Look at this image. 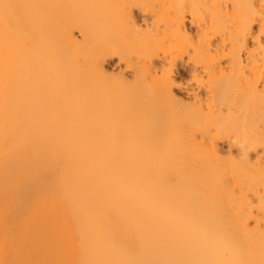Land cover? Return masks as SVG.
I'll list each match as a JSON object with an SVG mask.
<instances>
[{
    "label": "bare ground",
    "instance_id": "bare-ground-1",
    "mask_svg": "<svg viewBox=\"0 0 264 264\" xmlns=\"http://www.w3.org/2000/svg\"><path fill=\"white\" fill-rule=\"evenodd\" d=\"M0 264H264V0H0Z\"/></svg>",
    "mask_w": 264,
    "mask_h": 264
}]
</instances>
